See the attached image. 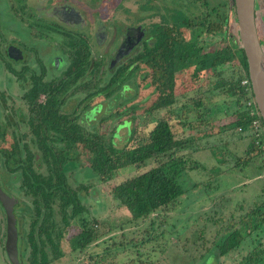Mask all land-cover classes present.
<instances>
[{"label": "rangeland", "instance_id": "1", "mask_svg": "<svg viewBox=\"0 0 264 264\" xmlns=\"http://www.w3.org/2000/svg\"><path fill=\"white\" fill-rule=\"evenodd\" d=\"M108 1L111 3L117 0ZM145 1L124 0V6L130 11L127 13L118 9L115 17L119 21L125 19L135 22V14L141 11ZM224 2L209 0V6L219 5L220 10L225 11L227 5ZM207 8L202 0H147V14L153 15L147 16L146 22L147 25L154 24L160 21L161 16L164 19L162 23L169 25L177 21L179 23L185 17L196 18V22H199L204 12L208 11ZM156 9L158 13H153ZM256 25L264 49V0H256ZM227 28V32L234 36L239 34L237 19L231 21ZM180 34L181 40L203 48L202 53L221 48L228 42L222 39L223 32L209 33L206 27L200 25L182 27ZM21 36L27 40L24 35ZM102 52L96 53L97 57ZM199 66L198 60L192 59L188 69L177 72L181 84L175 86V102L167 109L148 111L159 95L155 86L149 84L152 78L148 68L137 73L139 87L128 79L111 88L114 91L109 96L101 92L79 104L88 92L104 86L110 77V74H103L102 78L100 75L87 74L89 84L67 94L64 109H77L76 113L81 114L83 125L91 132L104 133L107 142L117 131V146L127 145L126 137L131 135L128 132L135 126L144 135L153 127L151 121L169 118L176 136L189 140L187 148L175 150L172 154L184 161L179 181L185 192L176 205L134 221L128 209L114 199L112 188L160 162L154 158L149 159L142 167L123 168L109 180L103 181L92 169L88 154L81 147L76 148L74 153L78 155L77 159L70 162L67 170L69 183L73 189L78 190L79 197L88 208L84 215L91 221L98 235L85 249L72 250L75 236L81 230V219L77 217L66 224L57 212L55 219L63 230V238L60 241L56 239L57 249L47 243L45 249L50 259L48 264H248V261L264 264V225L248 234L240 247L218 257L217 244L227 233L243 226L244 216L264 202V154H251L250 133L239 132L230 125L235 119L233 113L237 105L235 98L227 93L222 83L229 80L232 74L238 76L241 73L238 59L228 66L217 68L215 72L205 69L195 77L193 73ZM6 83L7 86L2 87L3 80L0 77V87L6 88L8 92L6 99H0V109L2 106L13 111L21 109L27 116L31 115L28 105L19 98L15 76H9ZM25 84L28 87L31 80H26ZM86 103L89 105L85 109ZM97 104H101L99 110L94 109ZM135 104L136 110L131 106ZM91 109L94 110L90 112ZM88 112L95 117L86 118ZM112 112L121 114L102 120ZM6 124V118L0 113V125L8 130L4 145L12 141L13 127ZM22 130L28 131V126L20 132ZM0 158L3 160L1 155ZM167 159V156L163 158L164 161ZM25 202L17 208L20 210L19 225L23 235L22 240L19 239V259L23 260L21 264H31L27 232L33 216L24 207L30 205L32 208L33 203L28 197ZM55 208H58L57 204ZM1 216L0 264H12L4 246V213ZM148 237L151 241L142 242ZM57 252H61L60 257H57ZM250 257L251 260L248 259Z\"/></svg>", "mask_w": 264, "mask_h": 264}, {"label": "trees", "instance_id": "2", "mask_svg": "<svg viewBox=\"0 0 264 264\" xmlns=\"http://www.w3.org/2000/svg\"><path fill=\"white\" fill-rule=\"evenodd\" d=\"M202 1L205 7H208V11L204 12L199 22H196V18L185 17L179 23L178 21L174 22L171 26L158 25L155 29L156 45L152 51L147 53L145 61L147 68L151 70L152 80L149 84L155 86L159 95L148 111L167 109L174 104L175 86L181 84L177 78V72L188 69L192 59L198 60L200 65L193 73L195 77H198L205 69H212L215 72L217 68L228 66L238 59L242 69L241 73L238 76L232 74L229 80L223 81L222 85L226 87L227 93L235 98L237 105V109L233 113L235 119L230 125L236 129L247 128L252 120L249 110L246 108V102L250 96L246 87L241 85V80L244 77L249 78L248 62L239 35L234 36L227 32V26L229 27L231 21H236L234 0H225L224 4L227 5L225 11L220 10L219 5L210 8L209 0ZM196 25L206 27V31L209 33L223 32L222 39L228 41L227 44L202 53L203 48L196 47L194 43L185 42L179 38L180 28H191ZM81 57L83 56L75 59V62L73 61L70 72L57 81H51L49 87L44 83L39 85V81L34 79L33 83L35 84L31 90L33 89L36 97L40 92L47 93V99L40 105L35 96L27 101L30 111L34 113V116H31L30 126L36 136L35 141L38 148L36 153L40 154L42 162L48 163L50 169L49 176L45 178L41 175L40 181L30 179V176L26 174L28 193L34 196V216L27 232V241L31 247V264H48L50 259L45 249L47 243L49 242L54 249H57L56 239L60 241L63 238V230L55 219L57 212L66 224L71 219L77 217L81 219V230L75 236V243L73 242L74 245L71 246L72 250H83L97 238V230L84 215L88 208L79 197L78 190L71 187L68 179L67 170L70 162L77 159L78 155L74 152L78 147L88 154L92 169L103 181L109 180L123 168L142 167L149 159L154 158L160 162L112 188L114 199L128 209L134 221L176 205L185 192L179 181L184 169L182 164L184 161L172 154L175 150L187 148L189 140L176 136L169 118L164 117L151 121L154 125L144 135H141L138 127L135 126L128 132H131V135L129 138L126 137L127 145L117 146V142H115L117 131L107 142L104 133L91 132L83 125L80 121L81 114L76 113L77 109H73V111L64 109L67 94L89 84L87 74L84 72L89 61L87 62L86 58L81 59ZM141 59V56L134 59L137 61V66L132 69V72L111 75L104 86L88 92L79 104L91 100L101 92H106L105 95L109 96L114 91L110 90L111 88L128 79H131L139 87L137 73L141 71ZM88 105V103L84 105L85 109ZM131 106L136 110V104ZM100 108L101 104L94 107L98 110ZM94 109H91L90 112ZM90 112L86 113L85 117L93 119L95 115L92 116ZM117 114L120 115L121 112H112L102 120L105 121ZM249 147L253 155L255 153L264 154L262 147L257 145L253 138ZM35 155L32 154L31 157L33 158ZM166 156L169 159L164 161L163 158ZM262 160L264 161V158ZM47 182L48 186H46ZM55 204L58 205L57 209ZM244 217L243 226L227 233L217 244L218 257L240 247L248 234L264 225V202L256 205ZM144 241H151V238L148 237L142 242ZM60 254L61 252H57V257H60ZM247 263L253 264L252 261Z\"/></svg>", "mask_w": 264, "mask_h": 264}, {"label": "flooded vegetation", "instance_id": "3", "mask_svg": "<svg viewBox=\"0 0 264 264\" xmlns=\"http://www.w3.org/2000/svg\"><path fill=\"white\" fill-rule=\"evenodd\" d=\"M124 0H0V77L3 86H7L9 76H15L18 82L20 100L27 103L36 94L31 88L33 80L49 87L53 80H59L70 72L75 59L80 56L88 63L86 74H127L136 68L141 56V70L147 69V53L156 45L155 29L158 25H169L163 16L159 22L147 25V0L141 11L135 14V22L115 17L118 9L129 12ZM153 13H158L156 9ZM128 18V17H127ZM171 26V25H170ZM24 35L27 40L23 38ZM103 50L99 57L96 53ZM60 75L61 77H57ZM57 77V78H56ZM31 80L26 87L25 81ZM1 88V87H0ZM0 89V99H6L7 90ZM22 91V93H20ZM30 94V96H29ZM36 97V96H35ZM47 99V93L40 92L36 97L38 104ZM9 127L12 126V141H7L8 130L0 125V187L18 203L14 207L20 232L18 206L26 204L30 198L34 205V196L28 193L26 174L30 179L40 181L41 175L49 176L48 163L42 162L36 145V136L30 126L31 116L21 109L8 107L0 109ZM28 126V131L20 132ZM32 154H36L33 158ZM3 161V162H2ZM48 186V182L46 183ZM26 205L29 214L34 216V206ZM25 211V209H23ZM0 212L4 213L7 233L6 210L0 201ZM0 213V229L3 224ZM6 242V238H5ZM4 242V246H5ZM22 245V242H21ZM22 253V248H21ZM20 254V250H19ZM23 263V260L20 259Z\"/></svg>", "mask_w": 264, "mask_h": 264}, {"label": "water", "instance_id": "4", "mask_svg": "<svg viewBox=\"0 0 264 264\" xmlns=\"http://www.w3.org/2000/svg\"><path fill=\"white\" fill-rule=\"evenodd\" d=\"M238 35L248 62L255 102L264 121V49L256 25V0H234ZM0 201L7 215L5 250L12 264L19 259V232L14 207L18 203L0 187Z\"/></svg>", "mask_w": 264, "mask_h": 264}, {"label": "built area", "instance_id": "5", "mask_svg": "<svg viewBox=\"0 0 264 264\" xmlns=\"http://www.w3.org/2000/svg\"><path fill=\"white\" fill-rule=\"evenodd\" d=\"M241 85L246 87V89L249 92L250 98H248L246 102V108L249 110V113L252 117V120L247 128L239 127L237 130L239 132H245L248 131L251 135V137L255 140V143L257 145H260L262 149L264 150V123L262 120V116L260 114V111L257 107V104L255 102L254 94L252 91V84L251 80L248 77H244L241 80ZM252 94V96H251Z\"/></svg>", "mask_w": 264, "mask_h": 264}]
</instances>
